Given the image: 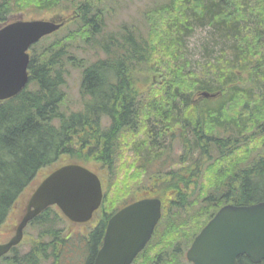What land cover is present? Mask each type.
I'll use <instances>...</instances> for the list:
<instances>
[{"label":"trees","instance_id":"obj_1","mask_svg":"<svg viewBox=\"0 0 264 264\" xmlns=\"http://www.w3.org/2000/svg\"><path fill=\"white\" fill-rule=\"evenodd\" d=\"M64 1L78 5L79 23L37 45L28 86L0 101V227L41 169L67 156L82 163L103 161L113 172L120 138L147 130L131 173L138 187L129 190L128 181L115 185L112 199L107 189L99 223L82 232L87 235L76 232L75 224L66 228L63 216L48 208L32 221L38 233L28 247H14L0 264L67 259L93 264L107 220L119 209L115 203L142 190L146 181L152 184L149 194L174 199L139 264H186L179 252L183 234L189 244L224 203L264 200V0L156 2L144 12L142 27L126 26L115 35L105 31L103 0H0V23L14 9H51ZM197 26H211L223 49L201 69L187 71L181 64L185 39ZM81 42L104 58L89 62L76 56ZM142 62L148 63L147 72L159 74L143 95L149 97L144 105L138 100ZM70 67L81 69L77 111L67 105ZM198 89L222 94L195 103ZM171 131L180 133L177 144ZM184 204L194 206L188 217L194 221L186 226L178 223V205ZM239 263L253 264L246 256Z\"/></svg>","mask_w":264,"mask_h":264},{"label":"water","instance_id":"obj_2","mask_svg":"<svg viewBox=\"0 0 264 264\" xmlns=\"http://www.w3.org/2000/svg\"><path fill=\"white\" fill-rule=\"evenodd\" d=\"M63 25L61 18L19 19L0 27V100L16 96L28 84L30 46ZM211 95L203 92L205 97ZM102 195L100 179L86 167L71 163L55 169L31 195L13 237L0 243V257L20 243L28 222L48 206L58 205L69 219L84 223L100 206ZM160 218L158 198L137 200L117 211L108 220L93 264H131ZM241 255L255 264L264 261V201L220 208L187 253L194 264H239Z\"/></svg>","mask_w":264,"mask_h":264},{"label":"rangeland","instance_id":"obj_3","mask_svg":"<svg viewBox=\"0 0 264 264\" xmlns=\"http://www.w3.org/2000/svg\"><path fill=\"white\" fill-rule=\"evenodd\" d=\"M105 3V31L110 32L112 35L123 31L124 27L136 24L140 27L143 26L144 22V12L152 7L156 2H163L165 0H103ZM75 2L64 1L61 5L53 7L51 9H37L29 7L23 10V17L26 19L31 18H46L50 17L56 13H69L71 14ZM104 9V8H103ZM15 9L10 12L11 14L18 13ZM77 26V23L69 24L59 33L47 37L44 41H41L39 46L52 42L56 37L63 36L67 34L70 30L74 29ZM213 31L211 26L199 27L197 26L194 29V32L185 39V48H184V58L182 60L183 66L187 71L201 69L203 64L207 62L210 58L215 60V57L220 54V50L223 49V45H216L215 39L217 37L213 36ZM80 47H76L74 54L79 58L85 57L89 62L94 61L98 58H104V54L101 52H94L85 46V43L81 42ZM87 49L88 54L85 55L82 51ZM147 62H142L138 66L137 77L142 80L139 84V88L148 85V77L151 79V73H147ZM80 81H81V69L76 67H70V75L67 79V92H68V110L77 111L82 108V101L80 97ZM107 125L108 122L105 121ZM143 143L142 135L133 136L130 133L124 134L120 140V149L118 151L116 166L113 176L106 171H102L101 176L103 177L106 187L109 191V198L112 199L115 197L114 189L115 185H122L126 181L130 182L129 190L131 188L136 189L138 185L131 181V173L133 172V161L135 154L132 149H140L141 144ZM71 159L67 156H62L58 162L54 163L51 166L43 168L37 175L35 181L31 184L30 187L25 189V192L20 196L18 202L15 204L14 209L12 210L7 222L0 228V240L7 241L11 235L9 232L13 229L12 224L18 223V216L23 212L27 205L28 197L41 179L46 176L54 167L68 162ZM90 168H93V164L90 163ZM144 179V178H143ZM143 181V180H142ZM66 228L70 226V223H62ZM94 222L89 223L83 227V230L91 229ZM12 232V231H11ZM78 232V231H76ZM38 233V229L34 227H28L26 234L24 235V247H28V243L31 239H34ZM9 236H6L8 235ZM12 234V233H11ZM63 264H73L70 260H65Z\"/></svg>","mask_w":264,"mask_h":264},{"label":"flooded vegetation","instance_id":"obj_4","mask_svg":"<svg viewBox=\"0 0 264 264\" xmlns=\"http://www.w3.org/2000/svg\"><path fill=\"white\" fill-rule=\"evenodd\" d=\"M201 100H203L200 96H199V94H196L195 96H194V102L195 103H198V102H200ZM216 100V99H215ZM171 135H173V137H177V136H179L180 137V133H173L172 131L171 132H169V136H171ZM179 139H181V138H179ZM176 140H178V138H175V143L177 142ZM180 147V146H179ZM142 192H144V194L140 197V198H143V197H145V196H148L147 194L149 193V190L147 189H142ZM165 199H171L172 197H171V195H169V194H167V196H165L164 197ZM165 204H167V200L165 201V203H164V205ZM97 254V253H96Z\"/></svg>","mask_w":264,"mask_h":264}]
</instances>
